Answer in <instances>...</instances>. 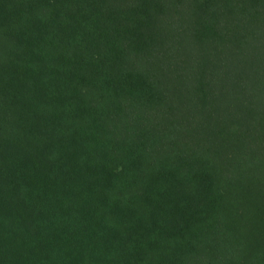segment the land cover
<instances>
[{
  "label": "trees",
  "instance_id": "16d2710c",
  "mask_svg": "<svg viewBox=\"0 0 264 264\" xmlns=\"http://www.w3.org/2000/svg\"><path fill=\"white\" fill-rule=\"evenodd\" d=\"M0 264H264V0H0Z\"/></svg>",
  "mask_w": 264,
  "mask_h": 264
}]
</instances>
